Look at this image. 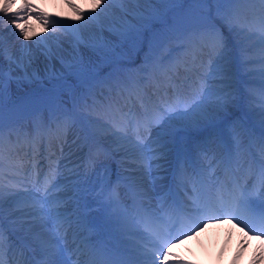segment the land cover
<instances>
[{
	"label": "snow or ice",
	"instance_id": "snow-or-ice-1",
	"mask_svg": "<svg viewBox=\"0 0 264 264\" xmlns=\"http://www.w3.org/2000/svg\"><path fill=\"white\" fill-rule=\"evenodd\" d=\"M88 3V0H83ZM90 8H81L72 0L67 4L75 13L73 17H67L69 23H61L57 14L37 9L32 0H24L19 8H15L16 0H0V13L11 14L10 24L25 40L32 39L29 21L36 17L48 30L51 25L53 32L57 27L71 30L77 41V47L83 45L90 48L105 63H118L122 59L120 49L125 42L131 41L133 46L142 43L144 34L151 30L152 23L160 24L164 30L179 28L187 39V46L192 49V65L190 67L206 68L192 81L186 90L179 87L174 89V95L162 104L157 105L151 113H146L143 122L135 121L134 132L136 143L133 147L139 153L138 167L142 168L148 178H152L154 170L161 165L159 161L164 158L169 144H174L177 134L187 127L201 124L213 125L220 112L234 99L231 88V76L228 65L230 54L224 34L213 22L215 18L221 19L230 29L237 27L243 31V25L236 15V4L260 5L257 22L248 31H255L259 35L260 43L264 44V0H90ZM131 3L147 5L137 8L131 13L121 8L122 15L119 18L109 16V5ZM171 5L173 7L161 12L152 5ZM215 6V16L212 8ZM99 10V11H98ZM173 15L168 17L167 13ZM83 21V24H79ZM135 21V23H133ZM93 26L95 31L87 42L81 37V30ZM107 32L109 35L105 36ZM115 37V39H109ZM250 39V37H248ZM23 47H28L22 45ZM2 41H0V55H2ZM46 59H52L50 49L41 53ZM207 56L205 65L203 57ZM200 60L199 65L196 61ZM215 61V62H214ZM264 61V51H262ZM10 63L19 66L23 61H18L9 56ZM31 63V59L28 61ZM61 65L66 71L76 68L79 72L85 70L83 58L74 59V62H65L61 58ZM264 71V70H262ZM31 79H39L33 75ZM50 79H59L52 76ZM8 80H12L11 72ZM55 87V86H54ZM5 74L0 65V139L3 138V107L5 102ZM260 108L257 112V123L248 126L246 122L235 121L229 127L227 134L217 131L215 139L210 136L203 144L196 148L207 149L209 144L215 145L213 154L217 156L218 163L223 167L225 174L231 172L230 178L220 180L216 178L214 187L205 192L203 187L194 188V198H191L190 207H182L175 200L167 207L153 208L149 203L144 204L147 193L143 188H137L132 194L130 207H118L109 219L116 231L124 240V246L112 250L111 254L99 261H89L88 264H191V261L176 256L173 248L176 243H183L180 239L189 238V233L195 234L205 220L218 221L220 218L238 221L249 233L258 235L264 239V93H261ZM127 120L132 124L135 120L128 114ZM158 129L152 136V129ZM239 128V132L237 129ZM127 136V133H125ZM247 137L249 144L258 142L260 155L258 159L249 160L242 166L244 173L249 177L244 179L234 167V152ZM150 143H146L149 141ZM187 152L178 154V160L186 157ZM155 162V163H154ZM59 167L58 162L52 167L53 179ZM45 178L43 187L33 185V191H25L19 196L17 205L19 208L31 209L29 217L32 221L41 224L50 222L60 237V228L67 223H81L80 209L87 207L81 205L83 197L79 188H73L75 195L71 198L75 201L73 215L75 220L69 219L65 210L66 200L58 195L64 191L63 185L51 184ZM13 188L16 185L11 186ZM85 189V195H86ZM9 195H18L15 191ZM163 199V197L161 198ZM4 191L0 186V216L3 214ZM103 203L111 208L113 201L105 199ZM75 239V233L73 234ZM42 250L45 259L41 264H70V258L65 255L66 249L61 244L42 242ZM76 251H80L79 245ZM95 251V250H94ZM239 254H237L238 258ZM3 264V261H0Z\"/></svg>",
	"mask_w": 264,
	"mask_h": 264
},
{
	"label": "bare ground",
	"instance_id": "bare-ground-1",
	"mask_svg": "<svg viewBox=\"0 0 264 264\" xmlns=\"http://www.w3.org/2000/svg\"><path fill=\"white\" fill-rule=\"evenodd\" d=\"M23 2L24 0H16L15 8H19ZM72 2L81 8L91 7L90 0H88V3H84L83 0H72ZM32 3L36 5L37 9L42 8L45 12L57 14V19H59L61 23L75 22L74 20H67V17L74 18L75 16L72 8L68 6L67 0H32ZM131 5V3L111 4L109 5V16L119 18L122 15V12L120 11L121 8L127 9L129 11V16H131V13L134 11L131 9ZM138 6L141 8L142 5ZM242 6H244L243 10L245 11V16L249 15L250 10L247 9L249 5L242 4ZM12 18L11 14L5 15L0 13V41H2L3 52V54L0 55V65L3 66L5 82L8 83H5L6 91L3 113L13 115L21 112L35 113L38 111L40 112L38 115L39 120L41 121L42 119L38 128H33V126L29 124L26 129L28 131L24 133V136L27 139L19 143L17 150H24L26 146L27 148L33 146L34 155L40 156V158L43 156V159H46L45 165L47 166L51 164V159L55 157L58 159L59 157H65V159L67 158L68 162L66 163V168L63 172L68 179L71 178L74 173H78L83 166H85V162L83 161V150L85 147L78 144L69 149L67 148L68 142H66V140L76 141L77 135L82 134L81 142H84L83 137H87L88 144L91 149V158L94 161V164L97 165L93 175H95L97 171L98 175L101 173V175L110 177L107 186H104V181L101 180V183H99L93 191L92 200L88 205V208L80 211L81 223L73 226H69L65 223L64 227L60 228L59 231L60 237L63 238L58 239V237H56L57 232L55 235V228H51L52 224L50 222L41 224L39 221H32L29 217L31 209L27 207L19 208L17 205L19 196H23L22 192L18 191V189L26 188L30 184H33L34 181L36 182L40 172H38L35 168L29 167V165H23V160L17 166V162L21 160V158L18 159L20 156L16 151H14L17 156L16 159L14 160L13 158L10 160V151L8 152L9 160H7L3 154L5 150H2V145H0V163H4V165L0 164V166L6 168L5 176L0 173V186L6 182L9 188L4 190L3 214L0 218L5 219V222L10 226L14 225L16 221L22 220V217H26L28 219V222L30 223L29 232L34 233L35 238L23 235L28 240V245L37 258L41 259V261L45 259L41 244L42 242H47L50 244L63 245L68 253L67 257L70 258V264H87L89 261H93V254L82 258V256L85 255L84 248L78 241V236H76V232L78 231L85 233L86 227L91 221H93L97 229L94 237L101 236L105 238L108 242V246L112 249L123 247L124 240L116 231L113 223L109 219L114 212L103 203L105 199H110L109 196L111 194V189H113L111 185L114 188H118L117 190L113 189V196L116 195V193H121L122 190H120V188L122 187H125L126 190L127 187H129L133 191L137 188H143V190L147 193L144 202L147 205L150 203L151 206L152 200H161L160 192L165 189L166 185L173 182L174 179L171 178L173 174L176 178L174 181L175 183L188 177H192L194 169L200 172V177L205 180V187H209L210 190L214 187L216 178H220L223 169L222 165L218 163L217 157H215V164H213L207 157L208 153H213L215 145L209 144L207 149L198 150L196 148V145L202 144V141L199 140L197 131L206 129L212 125L201 124L199 126L187 127L183 131H180L177 134L175 143L168 145L164 158L159 161L161 167L158 170L153 171L152 178H148L144 174L142 168L138 167L139 153L133 147L136 143V138L135 134H132V132L134 130L135 121L140 120H135L131 125L128 127L126 126L123 129L114 128L112 133L108 130H103L102 124L99 121L101 117H106V112H103L102 109H115V105L119 103L124 109L131 107V101L136 100V96L140 95V91L144 92L147 90V86L156 84V80L154 78L158 75V71L162 70L163 72V69H168L164 73L167 78V82L171 80L172 75L179 77L180 75L186 76L189 72L194 73L190 67L192 59H189L193 55V51L187 46L188 42L186 37L183 41L187 46V50L184 52L183 56H180L177 62L174 65H170V67L159 66L158 68H152V73L149 78L146 79L147 81H144V78L141 77V75L135 73L138 63H133L132 59L135 57V53L131 52V59H126V63L131 64L130 70L132 73H135L136 83L138 82L137 85L141 86L140 91L136 87H132V92L129 94L128 92L123 91L125 84L128 83L127 78L124 77V79H121V82L119 83V92L111 91L107 96L99 95L102 103L98 102L92 109L85 106L76 107L75 120H73L70 124H60L57 128H60L61 130L56 132L58 134L56 139H52L51 132H49V138L43 140L42 136L47 135V132L43 133V130L46 131L49 123V119L45 113V105L50 100L51 96L48 95V92L40 88L42 85L30 87L24 84V87L21 90L14 91L10 87L8 74L10 72L9 69L11 68L12 71L13 66L16 69L17 65H9L10 62L8 61V57L10 55L20 56L25 62V67H23L24 69L36 68L41 73L43 70L48 68L54 67L59 69V67H62L59 56L60 53L65 55L67 53L68 55L74 57V59H78L80 57L84 58L83 50L92 54H96V52L83 45H79L77 47L76 36L71 30H65L64 28L57 27V30L53 32L50 25L48 30L45 31L44 25L36 19L35 16H33V18L29 21L32 39L25 40L18 34V30H15L10 24V20ZM239 20L240 23L246 25V27H253V25H249L246 20L243 21L241 16L239 17ZM78 23L83 24L84 22L79 21ZM255 24L256 23H254V25ZM224 28L228 29L230 36L229 42L233 41L235 47L238 49V53H241L242 56L261 57L260 61L250 60L249 57L246 59L244 64L243 60L240 59L239 55H237L239 63L243 64L240 66L239 71L240 80L247 85L248 90L252 93L250 94L251 98L245 102L243 108L237 106L234 100L237 96H239L238 92H240L241 88H238L237 83L233 82V76H236V72H234V75L231 73L232 84L230 91L232 92L234 99L224 111L219 113L213 124L216 125L217 128L222 129V132L227 134L229 127L232 125L230 122V124H227L228 121L224 124V121L227 120V116L230 118V116H233L234 114L241 113L246 115L244 122H246L248 126H255L257 123V112L260 108L259 97L261 93H264L263 91L260 93L257 88L264 87V72L262 73L258 70L261 64L264 65V61H262L264 44L260 43L259 35L254 30L249 33L241 31L237 27L230 29L226 24L224 25ZM94 31V27L90 25L88 28L82 29L80 35L87 42H90L89 38L93 35ZM104 35L108 36L109 34L105 32ZM248 37H250V39ZM109 39H115V37H109ZM169 42L170 41H168V43ZM22 45H26L28 47L22 48ZM48 49H50L53 54L52 59H46L45 56L41 54ZM29 59H31V63L28 62ZM202 59L204 64H207L208 57L204 56ZM64 61L66 62V59H64ZM154 63L157 62L154 61ZM199 63L200 60L196 65H199ZM235 69L236 67H234V71ZM200 70L203 72L206 71L205 68H200ZM124 73L126 72L124 71ZM236 77L239 79L238 76ZM160 84L162 85V88L159 89V87L156 86V92L164 97L166 85L163 81L160 82ZM170 86L175 89V85ZM2 122H4L3 119ZM223 127H225L226 130H223ZM3 129V133L6 132L5 128ZM34 130H36V132H34ZM157 130L158 129L153 128V137L156 135ZM239 131L240 130L238 128L237 132ZM125 133H127V136H125ZM11 137H13V134H11ZM212 139H215V137H212ZM73 143L75 142H70V145ZM146 143H150V140L146 141ZM6 147H8V149L12 148L10 145ZM99 149H102L104 154H98ZM184 152L188 153V158L189 156L192 157V162H188L184 157L179 159L178 165H175L173 159L178 157V154H182ZM253 153H260L259 143L253 142L252 144H249L248 138L246 136L243 137V140L235 150L233 157L234 167L238 170V174L242 177H248L244 173L242 167L245 165V162L253 160V157L259 158V155H253ZM47 155H50V157L47 158ZM108 157L112 159V162H104V160ZM15 166L18 168L16 173L9 170L10 167ZM31 169H34L37 173L36 177L31 175ZM75 169L78 170L73 172ZM88 177L89 174L87 172L82 173L80 183L87 181ZM225 177V179L230 178V174L225 175ZM220 180L222 179L220 178ZM69 183L70 182L65 178H61L60 174H57V181L55 184L64 186V191L58 193V195L64 198L66 203L70 200L69 189H71V186L67 189V193L69 195L65 192ZM13 185H16L17 187H11ZM12 191H15L18 195H9V192ZM68 204L65 205V210L69 215V219L75 218L72 212H68L69 208H66ZM130 206L131 205L129 204V207ZM190 206V204L185 205V208ZM152 207L157 208L155 206ZM97 215H101V218L92 220ZM16 218H18V220H16ZM3 223L4 222H2V224ZM74 233L75 239L73 236ZM6 240H8V237H6ZM101 240L103 239L101 238ZM6 245L5 241H0V261H3V264H12L15 262L16 256L13 254V250H11L10 243L8 247H6ZM77 245L80 247L79 252L76 251ZM261 251H264V239H260L259 236L249 233L242 225H217L215 223L202 224L200 229L196 231L195 234L190 233L188 239H183L182 244L176 243L173 248V252L176 256L191 261V264H233V261H235V264H251L253 259L259 260V254ZM237 254H239L238 258Z\"/></svg>",
	"mask_w": 264,
	"mask_h": 264
},
{
	"label": "rangeland",
	"instance_id": "rangeland-1",
	"mask_svg": "<svg viewBox=\"0 0 264 264\" xmlns=\"http://www.w3.org/2000/svg\"><path fill=\"white\" fill-rule=\"evenodd\" d=\"M237 5L238 4L232 5L230 7H232L233 9H236V8H238ZM239 5H240L239 8H241L242 4H239ZM152 7L160 9L161 12H164V10L171 8L173 6H171V5H152ZM210 7L213 9V12H214L213 15L215 16V6H210ZM257 7H259V6H255L252 9V15L248 20L254 19V14L255 15L259 14ZM167 15H168V17H171L173 15V13L168 12ZM217 19H219V18H216L215 20H217ZM215 20H213L214 23H215ZM219 20H220V22H222L221 19H219ZM133 23H135V21H133ZM216 25H217V27H219L221 29L223 34L226 31L227 35L229 36L228 29H226V28L223 29L220 24H216ZM247 29H248V27H247ZM179 35L184 37V33L181 29L169 28L167 30H164L160 24L153 22L151 30L145 32L142 43H137L135 46H133L131 41H128L122 45V47H121L122 51L120 49H117V51L121 52V54H122V59L118 63H116V62L105 63L101 60L100 56L83 50V55H84L83 61H84V67H85V70L83 72H79L76 68H73L71 71H66L63 67H59V69L52 67V68L45 69V70H43V72L40 73L38 71V69H36V68H34V69L33 68H30V69L25 68L24 69L23 67H25V65H24L25 62L22 60V57L17 56V55H12L18 61L22 60L23 62L20 63L19 66H16L17 65L16 63L9 64L11 66H13V65L16 66V69L13 66V70L11 71L12 72L11 75L12 74H14V75H12V80L10 81V87L14 91H18L24 87V84L27 86L42 85L41 87H46V88H53L54 86L62 87L65 85H77L78 88L76 90H74L73 94H72V99L75 102V106H80V105H84V104L85 105H87V104L92 105L94 103V105H93V108H94L98 102H101L100 97L98 98V100H95L98 97L96 95V89L97 88L100 90L104 86L115 88L113 83H117V78L120 75V71H119L118 67H120L119 65H121V66L124 65V58H125L124 55L125 54L127 55V58H130V56H129L130 52H134L136 54V58L132 59L133 63L140 62L141 65L138 68L139 72L142 74H147L150 70L151 61H153V60L164 61V58H165L164 56H166V54L178 53V52H181L183 50L182 48L186 45H183V40ZM169 36L178 37L179 40H175L174 42H171L173 44H169L167 46V49H166L165 45H166V41L169 40ZM229 38H230V36H229ZM126 44H128L127 45L128 47H127V49H124L123 47ZM162 47L165 48L166 50L161 51ZM228 51H229V49H228ZM60 52H62V51H60ZM59 56H60V59L61 58L66 59V62H74V57H72L71 55H68L67 53H66V55L63 53H60ZM189 59H191V58H189ZM134 61H136V62H134ZM198 61H199V59L196 61V64H198ZM0 63H1V61H0ZM130 66H131V64H128V70H130ZM138 66H139V64H138ZM234 66H235V60L230 59V63L228 65L230 72H233L232 69H234ZM31 69H33V70H31ZM191 69L195 73H196V71L203 73V71H201L200 68H198V67H191ZM27 70H28V72H27ZM205 70H206V68H205ZM135 73H137V72H135ZM135 73L133 72V74H132V79H134V80H136ZM125 74L126 73L123 74V77L125 76ZM33 75H37L39 77V79H32L31 80V77H33ZM54 75L58 76L59 79H50V77H52ZM230 76H232L231 73H230ZM123 77L121 79H124ZM141 77L145 78L144 76H141ZM193 77L196 79V76H193ZM121 79H120V82H121ZM234 81H235L234 83H238V79H235ZM29 83H31V84H29ZM119 83H118V87H119ZM6 84H7V82H6ZM241 87L243 90L240 92V95H243L244 93H245V95H247L248 93H252L247 88H245V86L242 85ZM49 91H50L49 92L50 95L48 94L49 96H52L51 95L52 93H54L53 95L54 96L56 95V96H55V98H52V100L48 103L47 106L49 107L50 105L51 106L61 105L60 107H58V110H57V113L60 114L59 117H63L64 115H66L64 118L68 117L67 114H69V109L71 106L70 102H69L70 98L67 95L68 93L61 92V95L59 97H57L59 94L55 93L56 91L54 89H50ZM101 91H104V92L107 91L104 94L105 96H107L111 91H114V90H109V88H106V89H102ZM240 95L234 100L235 103L237 102L238 98L239 99L241 98ZM246 97L249 98L248 96H246ZM94 100H95V102H94ZM245 101H247V100H245ZM19 114L20 113L16 114L10 122L4 123V126H7V128H9L12 123L20 122V121L24 120L21 118V116H19ZM235 120H241V119L238 117H230L228 122L233 123ZM79 135L80 134L77 135L76 141H67L66 140V142H68L67 148L71 149V147L78 145L79 140H80V143H82L81 142L82 134L80 137H79ZM182 137H183V135H182ZM70 142H75V143L70 145Z\"/></svg>",
	"mask_w": 264,
	"mask_h": 264
},
{
	"label": "clouds",
	"instance_id": "clouds-1",
	"mask_svg": "<svg viewBox=\"0 0 264 264\" xmlns=\"http://www.w3.org/2000/svg\"><path fill=\"white\" fill-rule=\"evenodd\" d=\"M233 264H235V261H233ZM251 264H264V251L259 254V260L253 259Z\"/></svg>",
	"mask_w": 264,
	"mask_h": 264
}]
</instances>
